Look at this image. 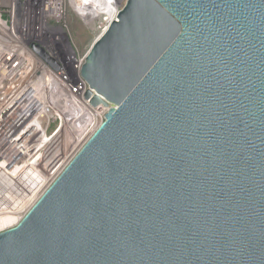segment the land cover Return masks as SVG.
<instances>
[{
  "label": "water",
  "instance_id": "95a60500",
  "mask_svg": "<svg viewBox=\"0 0 264 264\" xmlns=\"http://www.w3.org/2000/svg\"><path fill=\"white\" fill-rule=\"evenodd\" d=\"M82 76L105 120L0 264H264V0H128Z\"/></svg>",
  "mask_w": 264,
  "mask_h": 264
},
{
  "label": "built area",
  "instance_id": "2783aa9c",
  "mask_svg": "<svg viewBox=\"0 0 264 264\" xmlns=\"http://www.w3.org/2000/svg\"><path fill=\"white\" fill-rule=\"evenodd\" d=\"M128 0H0V231L17 225L105 120L86 97L69 10L99 39ZM96 39V40H97ZM25 175L45 186L26 204Z\"/></svg>",
  "mask_w": 264,
  "mask_h": 264
},
{
  "label": "rangeland",
  "instance_id": "374dc122",
  "mask_svg": "<svg viewBox=\"0 0 264 264\" xmlns=\"http://www.w3.org/2000/svg\"><path fill=\"white\" fill-rule=\"evenodd\" d=\"M68 12L67 23L70 27V30L72 31L71 33H73L76 46L80 51H90L92 45L98 37V33L95 32L91 27L85 25L73 10H69ZM43 187H41L39 192L43 189Z\"/></svg>",
  "mask_w": 264,
  "mask_h": 264
},
{
  "label": "bare ground",
  "instance_id": "6f19581e",
  "mask_svg": "<svg viewBox=\"0 0 264 264\" xmlns=\"http://www.w3.org/2000/svg\"><path fill=\"white\" fill-rule=\"evenodd\" d=\"M27 182H26V189L24 194L25 203H31V201L39 194V190L41 187L44 186L45 182H43L44 178L41 176H29L25 175ZM38 193V194H37ZM13 220V216L6 215L4 217H0V224H4Z\"/></svg>",
  "mask_w": 264,
  "mask_h": 264
}]
</instances>
